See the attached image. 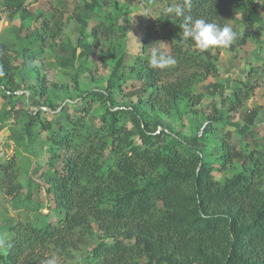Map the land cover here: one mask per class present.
<instances>
[{
	"label": "trees",
	"instance_id": "obj_1",
	"mask_svg": "<svg viewBox=\"0 0 264 264\" xmlns=\"http://www.w3.org/2000/svg\"><path fill=\"white\" fill-rule=\"evenodd\" d=\"M1 1L18 13L26 0ZM162 1L158 15L144 26L139 54L130 66L125 55L118 58L105 91L87 90L58 110L23 114L25 132L37 130L50 147L45 166H36L23 185H14V159L0 163V191L15 196L13 209L22 207L33 218L22 223L0 212V264H46V253L72 259L81 248L86 264H264V152L251 153L245 159L249 167L220 182L219 167L240 156L229 138L210 140V126L186 137L161 122L173 113L183 124L187 111L202 102L195 87L217 74L215 62L224 48H197L182 34L184 18L223 26L226 8L243 0ZM247 11L254 15L252 24L255 13L251 6ZM103 27L106 36L116 33L112 23ZM60 31L58 26L54 34ZM153 47L176 63L150 67ZM6 52L0 44L4 100L13 96L17 60ZM32 56L26 43L21 60ZM126 66L139 87L128 105H117ZM247 89H232V110L250 97ZM36 92L45 95L44 80L36 78L29 97ZM13 110V103L0 107V123L13 117ZM213 113V122L223 121L215 107ZM41 199L59 214L55 224L42 214Z\"/></svg>",
	"mask_w": 264,
	"mask_h": 264
},
{
	"label": "rangeland",
	"instance_id": "obj_2",
	"mask_svg": "<svg viewBox=\"0 0 264 264\" xmlns=\"http://www.w3.org/2000/svg\"><path fill=\"white\" fill-rule=\"evenodd\" d=\"M249 6L256 16L252 24L249 20L254 15L247 11ZM162 7V0H26L23 10L14 13L0 0V44L7 48V54L17 57L13 61V96L7 100L0 98V107L13 103L14 108L13 117L0 123V163L15 160L14 185H23L36 166H45L50 147L37 130L25 132V111H45L49 107L58 110L78 102L84 91H105L115 62L125 55L129 65L139 54L144 26ZM110 23L116 28L111 37L102 32L103 26ZM225 24L237 32V38L230 47L221 50L215 62L217 74L195 87L202 102L187 111L183 124L173 113L161 119L167 130L182 132L186 137L200 134L210 126V140L229 138L240 156L235 164L219 167L215 177L220 182L249 167L245 159L251 153L264 152V0H243L228 6ZM58 26L61 31L55 35ZM94 28L98 30L96 34ZM26 43L32 47L33 56L23 61L22 47ZM162 49L166 52L164 46ZM129 66L123 70L121 90L115 92L117 105H128L139 87L128 73ZM248 71H252L251 76ZM36 78L44 80L42 98L37 92L34 97L28 95ZM237 87L247 89L250 97L242 107L232 110L231 92ZM214 107L224 115L223 121L213 122ZM0 193V212L5 211L22 223L33 221L22 207L12 208L15 196L7 195L5 190ZM41 200L42 214L55 224L59 214L49 208L46 200ZM85 252L81 248L72 259L46 253V264H86Z\"/></svg>",
	"mask_w": 264,
	"mask_h": 264
},
{
	"label": "clouds",
	"instance_id": "obj_3",
	"mask_svg": "<svg viewBox=\"0 0 264 264\" xmlns=\"http://www.w3.org/2000/svg\"><path fill=\"white\" fill-rule=\"evenodd\" d=\"M176 14L183 15V10L177 9ZM180 27L184 38H191L195 46L201 50H207L211 47L227 48L237 38V32L228 25L221 26L203 18L193 20L191 16H187ZM148 62L152 68L164 69L174 65L176 60L172 55L165 54L159 48L153 47ZM3 244L4 239L0 238V246H3Z\"/></svg>",
	"mask_w": 264,
	"mask_h": 264
}]
</instances>
